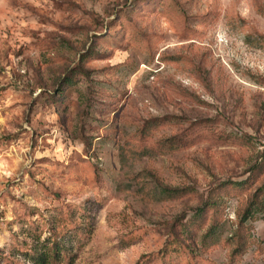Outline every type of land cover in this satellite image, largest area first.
Masks as SVG:
<instances>
[{
	"label": "rangeland",
	"instance_id": "rangeland-1",
	"mask_svg": "<svg viewBox=\"0 0 264 264\" xmlns=\"http://www.w3.org/2000/svg\"><path fill=\"white\" fill-rule=\"evenodd\" d=\"M164 115L153 140L210 126L140 152L131 134ZM262 151L264 0H0V264H29L55 237L67 264H227L248 193H226L192 251L164 225ZM246 224L237 264H264V219Z\"/></svg>",
	"mask_w": 264,
	"mask_h": 264
},
{
	"label": "trees",
	"instance_id": "trees-1",
	"mask_svg": "<svg viewBox=\"0 0 264 264\" xmlns=\"http://www.w3.org/2000/svg\"><path fill=\"white\" fill-rule=\"evenodd\" d=\"M72 74L67 76L66 80L71 78ZM176 118L172 115L154 116L143 120L137 129L131 134L134 136V144L140 152L149 154H163L166 152H175L182 150L193 144L201 137L202 130L210 126L208 120H194L184 127L179 133L170 136L161 137L157 140L152 139V133L166 123L167 120ZM131 138V137H130ZM224 140H229V136H221ZM129 150H136L134 147H128ZM261 161L254 162L248 169L249 174L241 181L223 180L210 187L206 196L199 205L193 208V213L188 216L186 212L174 217L172 221L165 222L166 234H168L167 243L172 244L171 248L185 247L192 251L194 237L198 230L203 229L205 223L211 222L207 231H211L216 226V215L224 207L222 198L227 192L233 194L248 193V201L241 215L239 216L237 228L226 242L230 245L227 264H237L243 254L246 252L248 236L251 229L247 225L248 220L256 219V212H259L264 219V183L254 185L257 179L264 173V151L260 154ZM144 187V184H141ZM157 196L161 199H176L192 195L194 189L189 187H168L161 186ZM147 194L150 190L146 191ZM218 212V213H217ZM167 247V245H165ZM60 244L57 238H53L45 247L44 251H33L30 257L25 259L29 264H67V256L60 251ZM166 252V250H164ZM26 264V263H23Z\"/></svg>",
	"mask_w": 264,
	"mask_h": 264
}]
</instances>
